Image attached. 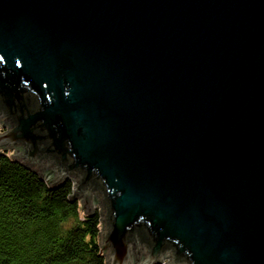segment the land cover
I'll return each mask as SVG.
<instances>
[{"label":"water","instance_id":"95a60500","mask_svg":"<svg viewBox=\"0 0 264 264\" xmlns=\"http://www.w3.org/2000/svg\"><path fill=\"white\" fill-rule=\"evenodd\" d=\"M3 125L103 264H264V0H0Z\"/></svg>","mask_w":264,"mask_h":264},{"label":"trees","instance_id":"16d2710c","mask_svg":"<svg viewBox=\"0 0 264 264\" xmlns=\"http://www.w3.org/2000/svg\"><path fill=\"white\" fill-rule=\"evenodd\" d=\"M69 180L48 188L37 173L0 154V264H103L99 214L78 218ZM161 264V263H156Z\"/></svg>","mask_w":264,"mask_h":264},{"label":"rangeland","instance_id":"374dc122","mask_svg":"<svg viewBox=\"0 0 264 264\" xmlns=\"http://www.w3.org/2000/svg\"><path fill=\"white\" fill-rule=\"evenodd\" d=\"M6 129H7L6 125L0 126V131H6ZM4 152H7V149ZM67 180H69L72 183V180L69 177ZM77 200H78V198H77ZM96 210L98 211V208L94 207V211H96ZM98 214H99V212H98Z\"/></svg>","mask_w":264,"mask_h":264}]
</instances>
